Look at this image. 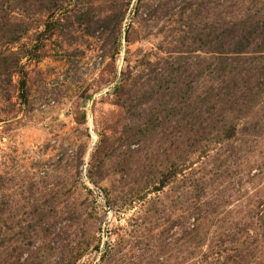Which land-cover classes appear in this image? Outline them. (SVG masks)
<instances>
[{"label":"rangeland","instance_id":"374dc122","mask_svg":"<svg viewBox=\"0 0 264 264\" xmlns=\"http://www.w3.org/2000/svg\"><path fill=\"white\" fill-rule=\"evenodd\" d=\"M2 5L28 28L0 35V264H210L243 225L239 263L264 262V57L220 54L264 51V0Z\"/></svg>","mask_w":264,"mask_h":264},{"label":"trees","instance_id":"16d2710c","mask_svg":"<svg viewBox=\"0 0 264 264\" xmlns=\"http://www.w3.org/2000/svg\"><path fill=\"white\" fill-rule=\"evenodd\" d=\"M55 1V0H54ZM32 3V2H31ZM3 0H0V35L3 34V36H9L10 43L13 44L14 42L19 40V35L25 33L27 31V28L24 27L21 31L16 30L15 26L8 25L6 22L2 21V10H3ZM41 5V4H40ZM2 12V13H1ZM53 22V21H51ZM3 37V38H4ZM6 38V39H7ZM260 38L256 37H232V39L228 44V48L226 52L220 53L221 56L224 57L225 65H239V57L246 56V55H259L264 57V51H250L254 50L252 47L255 45L257 46V41H259ZM253 63L256 64V59L253 60ZM230 74V73H229ZM181 90V89H179ZM176 91V90H175ZM252 91V90H250ZM243 92L239 89V86L235 84L231 89H226L219 97L220 100H218L217 104L219 106H224L227 109V112L233 111L235 107H239V98H245L246 95L250 92ZM258 96V95H257ZM165 105L170 106L171 103L164 101ZM216 104V105H217ZM234 107V108H233ZM212 109H214L212 107ZM224 109V108H222ZM236 128H231L228 133L225 135L226 140H230L235 137ZM180 171H183V167H181ZM260 212H255L254 216L250 217L248 219L249 222H251L252 227L259 225L257 229V236L256 237H264V213L259 215ZM193 218V225H192V232L194 235V241L198 244V236L202 237L201 227L203 223L208 219V212H202L197 211L194 212L191 217ZM211 216V215H209ZM246 225L240 226L239 233L231 234L227 237V239H220L218 242H213L209 245V251L210 254L214 257V251L216 252L215 257H217L216 260H214L210 264H241L239 261L243 262L244 259H246V256L248 257V254L246 253H239V240L241 237H244L249 235L250 227H245ZM240 235V237H239ZM198 250V248H196ZM218 250V251H217ZM196 250H194L193 256H196ZM199 254V252H198ZM198 260V259H197ZM196 260V261H197ZM194 264H197L196 262ZM259 264H264V262H260Z\"/></svg>","mask_w":264,"mask_h":264}]
</instances>
